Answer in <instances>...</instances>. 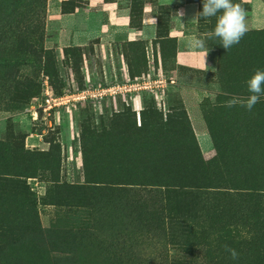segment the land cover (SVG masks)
<instances>
[{"label": "rangeland", "instance_id": "374dc122", "mask_svg": "<svg viewBox=\"0 0 264 264\" xmlns=\"http://www.w3.org/2000/svg\"><path fill=\"white\" fill-rule=\"evenodd\" d=\"M106 1L116 4L112 8L113 13L119 12L117 19L107 20L103 9L85 14L90 0H47L40 21L27 15L32 27L20 19L11 20L13 7L0 0V264H129L132 258L152 257L155 230H148L130 213L124 193L106 194L112 202H98L94 195L96 205L91 209L77 208L78 198L87 194L66 186L87 184L82 139L86 133L109 129L119 113L135 110L141 125L142 113L151 107L168 113L177 106L181 94L176 88H140V78L170 81L178 74L192 75L204 82L210 102L218 98L216 48L212 51L216 65L204 72L174 62V41L165 43L163 55L158 39L137 38L149 1L160 6L158 35L168 36L173 3L140 0L144 7H140L142 24L138 27L132 23L136 0ZM242 1L247 5L248 29L264 28V0ZM232 2L238 4V0ZM126 17L130 31L120 36L117 29ZM198 22L200 32L209 30L200 15ZM133 40L143 42L135 45ZM135 50L141 56L139 75L132 67ZM48 86L60 99L75 97L48 106ZM194 120L201 153L208 161L216 154L214 141L207 123L203 131V120L195 114ZM35 200L42 230H51L50 234L27 227ZM108 203L112 210L103 215ZM127 253L129 257L118 258ZM56 254L73 256L60 262L55 261Z\"/></svg>", "mask_w": 264, "mask_h": 264}, {"label": "trees", "instance_id": "16d2710c", "mask_svg": "<svg viewBox=\"0 0 264 264\" xmlns=\"http://www.w3.org/2000/svg\"><path fill=\"white\" fill-rule=\"evenodd\" d=\"M188 1L199 3L202 12L203 0ZM46 2L7 0L13 7L8 17L33 27L27 15L33 14L40 21ZM238 4L243 9L247 6L242 0ZM140 7L144 4L136 0L132 23L138 27L142 24ZM200 17L210 26L205 33L214 31L217 17ZM158 36L163 55L165 43L174 41L171 57L176 63L177 39ZM212 39L215 43L210 47L219 51L218 98L210 102L206 97L202 102L216 147L212 159L206 161L201 153L181 96L168 113L149 107L141 115V125L135 110L125 111L116 115L109 129L86 133L82 139L87 184L66 186L87 194L78 198L77 208L91 209L96 205L94 197L98 202H112L108 195L119 191L126 195L130 213L148 230H155L152 257L147 255L144 261L132 258L129 264H264V97L252 111L240 105L224 106L233 96L248 97V80L256 70L264 71V28L248 29L228 50L219 38ZM137 51L132 67L139 75L142 65ZM37 204V200L32 204L33 224L27 227L50 234L51 230H42ZM111 210L109 203L104 205L103 215ZM144 216L146 219L140 221ZM224 245L235 249L239 259L233 260ZM73 255H57L55 261Z\"/></svg>", "mask_w": 264, "mask_h": 264}, {"label": "crops", "instance_id": "0c3cea01", "mask_svg": "<svg viewBox=\"0 0 264 264\" xmlns=\"http://www.w3.org/2000/svg\"><path fill=\"white\" fill-rule=\"evenodd\" d=\"M170 3L174 4V8L171 12V19L169 25V35L168 38L177 39V54L176 63L180 67L196 68L201 71H210L216 65V60L212 51L214 48L210 47L212 44L211 39H207V33H202L198 29V16H199V4L196 2H188L187 0H168ZM249 1V0H248ZM116 5L113 2H107L106 0H90L89 9L85 14H91L96 10H105V17L108 20L117 19L119 12L113 13L112 6ZM159 4L156 2H146L143 28L138 31L137 38L143 40H153L158 39V21H159ZM129 20L122 18L120 20V25L118 26L117 33L120 36H127ZM197 40H203L205 47L201 49L196 46ZM215 41V40H214ZM213 41V42H214ZM160 47V45L158 44ZM208 50L206 57L207 69L201 67V54L203 51ZM175 80L174 84H170L169 87L176 88L184 101V104L188 110L189 116L195 124L194 114L198 117L200 126L203 131L207 128L204 116L201 110V103L209 96V90L205 86L202 80L192 76V75H179ZM196 126V125H195ZM195 130L199 133L197 127Z\"/></svg>", "mask_w": 264, "mask_h": 264}, {"label": "clouds", "instance_id": "9594fccd", "mask_svg": "<svg viewBox=\"0 0 264 264\" xmlns=\"http://www.w3.org/2000/svg\"><path fill=\"white\" fill-rule=\"evenodd\" d=\"M218 13L221 14L217 17ZM198 14L206 19L217 17L214 31L207 33V39L219 38L220 45L226 50L238 44L248 32L245 10L239 4H234L232 0H203V10ZM195 43L197 47L204 49L203 40H197ZM207 54L208 50L203 51L201 54V67L203 69H207ZM247 84L250 93L248 97L241 99L233 96L224 106L231 108L240 105L248 111H252L255 105L264 97V71L256 70ZM224 248L233 260L239 259V253L235 249L228 245H224Z\"/></svg>", "mask_w": 264, "mask_h": 264}, {"label": "built area", "instance_id": "2783aa9c", "mask_svg": "<svg viewBox=\"0 0 264 264\" xmlns=\"http://www.w3.org/2000/svg\"><path fill=\"white\" fill-rule=\"evenodd\" d=\"M140 80H142V84H137V87L140 88H147V89H151L152 91L155 90L156 87H167L169 88L170 84H174L175 80L171 79L170 81L164 79V78H156V79H148L146 81H143V79L140 78ZM136 87V88H137ZM47 95H46V102L48 106L53 107L54 105H57L59 103H62L63 101L65 102H69L71 101L75 96H67L66 98H61L60 97H56L53 93H51V89L50 86L47 87Z\"/></svg>", "mask_w": 264, "mask_h": 264}]
</instances>
